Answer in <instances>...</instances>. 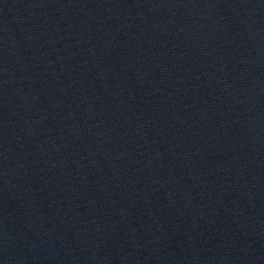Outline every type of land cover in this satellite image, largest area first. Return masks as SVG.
I'll return each instance as SVG.
<instances>
[{
    "label": "water",
    "instance_id": "1",
    "mask_svg": "<svg viewBox=\"0 0 264 264\" xmlns=\"http://www.w3.org/2000/svg\"><path fill=\"white\" fill-rule=\"evenodd\" d=\"M0 264H264V0H0Z\"/></svg>",
    "mask_w": 264,
    "mask_h": 264
}]
</instances>
